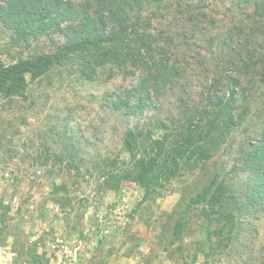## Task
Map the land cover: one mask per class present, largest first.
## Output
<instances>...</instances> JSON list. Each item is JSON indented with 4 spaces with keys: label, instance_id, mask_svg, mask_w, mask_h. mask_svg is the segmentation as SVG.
I'll return each mask as SVG.
<instances>
[{
    "label": "rangeland",
    "instance_id": "rangeland-1",
    "mask_svg": "<svg viewBox=\"0 0 264 264\" xmlns=\"http://www.w3.org/2000/svg\"><path fill=\"white\" fill-rule=\"evenodd\" d=\"M207 3L220 34L234 19L251 23L252 8ZM63 40L51 32L17 38L0 17L4 64L52 52ZM185 50L184 77L142 112L112 104L139 98L131 88L142 70L126 74L110 65L92 80L56 65L36 79L26 76L24 95H0V264H264V209L235 210L226 223L206 202L213 180L240 186L245 177L234 171L247 147L241 143L257 137L264 119V83L251 71L236 94L235 115L245 113L243 121L224 129L217 118L200 141L207 155L191 150L148 194L131 178L136 158L154 155L161 143L167 156L213 118L216 102L208 103L206 87L212 77L236 76L217 47ZM129 131L136 135L132 151L124 145Z\"/></svg>",
    "mask_w": 264,
    "mask_h": 264
},
{
    "label": "trees",
    "instance_id": "trees-1",
    "mask_svg": "<svg viewBox=\"0 0 264 264\" xmlns=\"http://www.w3.org/2000/svg\"><path fill=\"white\" fill-rule=\"evenodd\" d=\"M210 1L4 0L0 17L15 30L17 38L51 32L60 34L64 40L52 52L10 64L0 61V95H24L26 76L36 79L56 65L65 64L89 80L99 67L110 65L122 68L126 74L142 70L131 88V92H140L139 98L131 105L130 97L112 102L116 109L142 112L151 98L158 99L184 77L187 65L179 61L180 55L185 60L179 51L182 45L186 46L185 52L197 48L200 54L203 47L210 51L215 46L223 56L227 53L224 64L237 69L236 76L221 72L206 83L208 103L216 102L213 118L206 120L202 128L190 130L183 144L167 156H161L164 151L161 143L154 155L136 158V172L131 178L148 194L176 174L180 162L189 159L191 150L200 158L208 154L200 141L215 127L217 118L224 129L243 121L245 113L235 115L236 94L244 88L248 71L264 83V0H226L238 10L252 8L246 14L251 23L234 19L222 34L220 20L204 9V4ZM234 37L238 38L234 41ZM252 138L241 143L247 147L242 148L234 167V171L245 175L241 185L213 180L211 191L206 189L207 204L218 206V213L226 223L235 219V210L250 206L264 209V119L257 137ZM135 139V133L129 131L124 139L128 150L132 151Z\"/></svg>",
    "mask_w": 264,
    "mask_h": 264
}]
</instances>
